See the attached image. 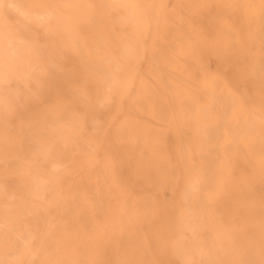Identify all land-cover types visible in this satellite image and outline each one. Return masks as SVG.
I'll return each instance as SVG.
<instances>
[{"label":"snow or ice","instance_id":"obj_1","mask_svg":"<svg viewBox=\"0 0 264 264\" xmlns=\"http://www.w3.org/2000/svg\"><path fill=\"white\" fill-rule=\"evenodd\" d=\"M19 7L0 2V13ZM36 7L46 11L36 13L30 22L47 36L64 35L65 49L81 50L90 41L94 42L95 67L81 72L78 66L69 64L67 56L42 62L41 44L36 35L22 37L11 28L0 30V87L6 93L0 97V111L8 126H14L17 107L7 93L13 90L17 77L15 66L21 48L26 46L35 59L28 62L22 74L32 94L24 101V108L30 109L33 99L41 105L34 125L39 142L28 145L27 150L47 164L54 175L94 172L96 180L105 184L108 199L100 207L92 202L95 215L91 226L84 218L50 221L49 198L43 195L46 189L39 185L35 189L38 203L29 207L5 204L0 227L8 229L11 252L0 259V264H264V0L219 3L193 0L175 5L129 0L92 5L67 0ZM80 8L127 10V19L132 21L140 38L146 32L151 33L155 26L158 33H164V41L161 44L154 40L151 46L145 42L143 47L138 41L125 43L120 59L115 60L108 48V34L87 31L74 14ZM164 9L172 11H160ZM236 11L239 12L236 19L227 18L229 12ZM212 12H215V24L206 29L205 14ZM208 49L217 51L221 59V67L213 73L208 71L202 55ZM133 60L136 64L129 66ZM145 63L150 68L148 78L139 71V66ZM233 79L244 81L248 87L243 90L234 85L227 87V82ZM47 80L55 81V101H48L34 86ZM94 84L98 87H93ZM16 94H21L19 89ZM77 95L89 98L94 104L81 111L79 105L72 104ZM257 107L258 243L253 233L246 240L226 236L216 252L198 242L191 248L178 247L167 235L171 210L146 201L133 177L151 185L168 179V173L179 169L182 163L186 165V145L192 128L198 131V142L192 144V151H199L202 158L215 156L221 150L237 154L250 149L255 138ZM125 109L130 111L121 117ZM242 123L247 124L245 130H241ZM165 125L175 132L176 147L171 152L160 151L155 136V130ZM74 140L79 142L78 149L58 153V141H64L66 149ZM118 148L122 150L119 170L114 155ZM219 166L226 175L228 162L223 161ZM9 167L19 171L22 165L16 161L10 162ZM223 191V182L214 180L205 186L198 174L186 185V194L199 193L208 206ZM248 191L254 200L255 186H250ZM106 221L126 223L127 237H110ZM85 233L97 250L107 245L121 258L89 259L81 243ZM169 251H175L179 258H157Z\"/></svg>","mask_w":264,"mask_h":264},{"label":"bare ground","instance_id":"obj_2","mask_svg":"<svg viewBox=\"0 0 264 264\" xmlns=\"http://www.w3.org/2000/svg\"><path fill=\"white\" fill-rule=\"evenodd\" d=\"M8 5H19L17 8H7L0 13V30L11 28L19 36L36 35L41 44V61L46 62L55 57L61 60L64 56L69 58V64L78 66L81 72H86L95 67L96 56L94 53V42H89L81 50L65 49L64 35L55 37L47 36L43 29L38 28L31 23V17L38 12H45L46 9L38 8L40 4H60L67 0H0ZM78 4L100 5L111 3L114 0H72ZM129 2H147L165 5H175L179 3H190L193 0H129ZM209 3H219L223 0H206ZM258 2V0H257ZM171 13V9L160 10ZM86 26V30L95 33L97 31L106 32L109 36L108 48L115 60L120 59L122 45L125 43L139 42L143 47L146 42L151 46L154 40L161 44L164 41V33L157 32L155 26L151 33H145L140 38L136 32L135 26L128 17L127 10L111 12L102 9L80 8L74 13ZM239 12H229L227 18L236 19ZM206 29H211L215 24V12L205 14L203 21ZM256 31H259L258 22L255 25ZM257 58L259 55V42L256 41ZM206 67L210 73L217 71L221 67L220 55L217 51L208 49L202 53ZM35 57L30 48L23 46L19 53V59L16 63L17 77L12 86V92L7 93L11 102L17 107L16 123L9 127L3 111H0V225L3 224V208L7 203L14 205L31 206L38 203L35 195L36 187L42 186L46 189L43 195L49 198L48 207L50 213L48 219L52 222L62 220L63 218H84L93 223L95 210L92 206L94 201L97 207L103 206L107 201L106 187L103 181L96 180L94 172L85 175H79L76 172L54 175L49 171L48 165L30 150L28 145H34L39 142L36 136L34 125L39 119L37 109L41 105L33 99L30 109L24 108V101L32 94L29 92V86L23 77V73L30 60ZM136 61L129 62V66L135 65ZM141 75L148 78L150 68L148 64L139 66ZM235 86L239 89H246L248 85L242 80H230L227 87ZM48 101H55V81L47 80L40 84H35ZM98 87V85H92ZM225 86L224 84L221 85ZM19 89L21 94L17 95ZM6 93L0 87V97ZM257 106L259 96L256 97ZM73 105H79L81 111H86L94 101L87 97L74 96ZM68 107V105H65ZM130 110L125 109L121 114H127ZM131 114H135L132 112ZM255 115V138L250 149H246L237 154L227 153L221 150L215 156L201 157L199 151L193 153L192 144L198 142V131L195 128L190 130L187 141L186 165L181 164L180 168L168 173V179L147 185L142 178L133 177L134 183L138 189L144 192L146 201L157 203L170 209L167 233L168 237L175 242L178 247L191 248L193 244L199 243L203 247L212 249L216 252L217 248L222 246L226 236L246 240L250 234L255 235L257 243L260 232L259 217V188H260V128L258 120V107ZM121 117H118L121 118ZM241 130L247 128L246 123L241 124ZM155 136L158 138V148L160 151L171 152L175 150V132L168 126H161L155 130ZM79 142L72 141L65 149V142L58 141V153L65 150L72 152L78 149ZM121 149H117L114 154L119 170V159ZM27 161V164L24 161ZM19 161L22 165L21 170H13L9 167L10 162ZM227 161L229 171L225 175L221 162ZM198 168L196 173L193 169ZM199 175L205 186L212 181L219 180L224 184L222 195L211 205L205 204L199 193L186 194V185L195 176ZM36 181V183H34ZM254 185L256 197L253 200L249 196V187ZM106 229L110 237L115 239L126 238L128 235V226L126 223L113 224L106 221ZM147 235L150 237L151 232ZM81 243L84 246L89 259H109L117 260L121 256L113 252L110 247L105 245L97 250L96 246L85 233L81 237ZM11 252L10 234L8 229L0 227V259L6 258ZM221 255L223 253L221 252ZM157 258L161 260L178 259L175 251H169L168 254H161Z\"/></svg>","mask_w":264,"mask_h":264}]
</instances>
